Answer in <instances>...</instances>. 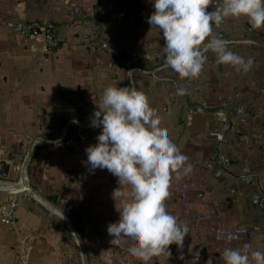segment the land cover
I'll list each match as a JSON object with an SVG mask.
<instances>
[{"label": "crops", "instance_id": "1", "mask_svg": "<svg viewBox=\"0 0 264 264\" xmlns=\"http://www.w3.org/2000/svg\"><path fill=\"white\" fill-rule=\"evenodd\" d=\"M152 11L149 0H0V184L21 181L25 160L29 186L83 232L88 264H142L128 255L131 245L109 243L116 177L83 163L100 131L90 119L103 90L134 87L192 165L179 180L173 174L165 201L188 234L147 264H223L225 247L245 244L264 251V28L245 18L213 26L251 59L249 70L209 51L199 76L180 80L162 68L163 39L146 22ZM35 20L55 27V49L21 34ZM17 200L13 223L0 220V264H82L58 217Z\"/></svg>", "mask_w": 264, "mask_h": 264}, {"label": "clouds", "instance_id": "2", "mask_svg": "<svg viewBox=\"0 0 264 264\" xmlns=\"http://www.w3.org/2000/svg\"><path fill=\"white\" fill-rule=\"evenodd\" d=\"M149 2L153 11L146 22L163 39L162 68L171 75L180 80L198 77L209 51L219 64L249 70L251 59L231 51L228 41L212 35V29L230 18H245L252 30L264 28V0ZM183 92L182 87L177 89L178 94ZM96 106L90 126L100 131L95 143L84 148L83 163L89 171L106 169L116 177L118 187L110 197L119 215L106 227L109 243L131 245L126 247L128 255L142 264L161 254L169 256L168 246L180 247L188 228L166 210L168 188L173 174L179 180L192 165L160 127V118L143 92L130 86H108ZM227 238L231 240V234ZM220 259L223 264H264V251H249L247 244L243 250L225 247Z\"/></svg>", "mask_w": 264, "mask_h": 264}, {"label": "water", "instance_id": "3", "mask_svg": "<svg viewBox=\"0 0 264 264\" xmlns=\"http://www.w3.org/2000/svg\"><path fill=\"white\" fill-rule=\"evenodd\" d=\"M30 152V151H29ZM29 155L27 156V158ZM24 175L21 181L17 183H1L0 184V195L6 196V197H15V198H23V197H29L38 202L39 204L43 205L44 207L48 208L50 212H52L53 215L58 217L60 221L64 224L68 232L70 233L72 239L75 241L78 251L80 253V258L82 261V264H88L86 252L84 249V245L82 242V239L76 230V228L73 226V224L70 222L69 218L61 212L55 204L47 201L41 194H39L37 191H35L33 188H31L28 184V176L26 173V162L24 160Z\"/></svg>", "mask_w": 264, "mask_h": 264}, {"label": "built area", "instance_id": "4", "mask_svg": "<svg viewBox=\"0 0 264 264\" xmlns=\"http://www.w3.org/2000/svg\"><path fill=\"white\" fill-rule=\"evenodd\" d=\"M21 34L27 38H41L48 49H55L58 44L56 29L52 24L41 21H29L24 24ZM3 147L0 144V155ZM17 198L7 197L0 207V220L2 224L11 225L14 221L17 210Z\"/></svg>", "mask_w": 264, "mask_h": 264}, {"label": "trees", "instance_id": "5", "mask_svg": "<svg viewBox=\"0 0 264 264\" xmlns=\"http://www.w3.org/2000/svg\"><path fill=\"white\" fill-rule=\"evenodd\" d=\"M78 233H79L80 237L82 238L83 237V232L81 230H78Z\"/></svg>", "mask_w": 264, "mask_h": 264}]
</instances>
